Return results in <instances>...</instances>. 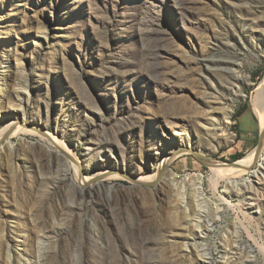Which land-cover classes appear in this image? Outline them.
<instances>
[{"label":"rangeland","instance_id":"374dc122","mask_svg":"<svg viewBox=\"0 0 264 264\" xmlns=\"http://www.w3.org/2000/svg\"><path fill=\"white\" fill-rule=\"evenodd\" d=\"M0 76V130L22 98L26 126L69 146L84 176L124 175L80 191L37 137H13L0 152V264H202L193 242L210 264H264L263 171L250 188L214 189L189 153L168 166L177 188L160 179L139 196L130 181L182 145L224 163L255 149L264 0H0ZM242 109L251 137L235 130Z\"/></svg>","mask_w":264,"mask_h":264},{"label":"bare ground","instance_id":"6f19581e","mask_svg":"<svg viewBox=\"0 0 264 264\" xmlns=\"http://www.w3.org/2000/svg\"><path fill=\"white\" fill-rule=\"evenodd\" d=\"M1 78L2 77L0 76V95L6 96L7 91H5V88L3 86L4 84L1 83ZM26 89L27 88L23 87V92L26 91ZM22 100L23 99L21 98L19 103L13 104V109H10L9 113H7L5 116V119H8L9 122L5 125L2 130H0V152H2L3 150H5L6 152H12L15 146L14 142L11 141L13 137H21V135H30L38 138L35 144L39 145L40 150H44L49 155L58 156L60 160L64 162V177H66L71 183H73L75 187H77L80 191H83L84 189L90 190L92 187H94V184L102 185V182L106 180H117L119 178L124 177V175H120L121 173L120 171H118V169H114L112 171L107 169L102 170L98 172L95 177L92 178L84 176L86 170L84 169V167L79 166V161L74 158L69 146L65 145L52 135L44 134L40 130V128H38L40 126L37 123H33V126L30 127L26 126L27 111L26 107L23 106V103L21 102ZM251 106L254 115L258 121V126L264 132V77L260 80V82L255 88V95L251 100ZM226 124H229L228 120H226ZM213 126H215V124ZM222 136L226 137L227 135L223 133ZM18 141L21 143L26 142L25 138H18ZM180 148L181 149H179L178 152H172L171 155L163 157V160H161V165L159 166L157 173L153 175L137 176L136 178L130 180L133 183L132 187L136 191L137 195H147L149 193L148 186L151 184H156V182H158L160 179L162 181H166L167 179L173 184L174 187H178L175 183L174 176L171 175L168 170V166L174 158L194 152V150H192V146H190L189 144L182 145ZM258 153V151L252 150L244 158L235 162L233 166H228L218 161H212L211 163H209V168L212 172V177L210 179L212 187L215 189L219 180H221L225 185V189L229 188V191H240V188L242 187L250 188L251 185L255 184V182L253 183V179L256 178V180H258V177L260 175H263L262 173L264 172V156L261 152L260 154ZM259 160L261 163H258ZM253 166L258 167V169L249 172L248 170L251 169V167ZM245 175H248V177L245 178ZM201 185L202 178L201 176H197L196 182L194 183V193L192 196V201H194L195 203L194 206L197 209L199 216L205 209V201ZM181 188L183 189V187ZM182 200L184 201L183 195ZM186 208L187 211H190V203L188 201L186 203ZM228 208H232L231 205H228ZM223 210H225V208H223ZM200 225L201 224L197 219V221L194 222V227L199 230V235L206 234V230H200V228H202ZM240 229L241 228H239V226L235 227V234H237L238 237L241 236ZM187 246L188 245H186V247ZM191 247L202 261V264H206L207 262H209L210 264V257L213 254V251L208 248L207 245L197 244L196 242H193L191 243ZM249 248L251 250L253 249L251 245H249ZM6 253L7 260L10 263L12 255L10 253L9 248Z\"/></svg>","mask_w":264,"mask_h":264},{"label":"water","instance_id":"95a60500","mask_svg":"<svg viewBox=\"0 0 264 264\" xmlns=\"http://www.w3.org/2000/svg\"><path fill=\"white\" fill-rule=\"evenodd\" d=\"M263 139H264V132L263 130H261L259 128V131H258V140H257V144H256V147L254 150L258 151L260 154V152L262 153V155L264 156V147H263ZM263 147V149H262ZM194 154V156L199 160V161H203V162H207L208 164L211 163L213 160L212 159H209V158H206L200 154H198V152H192ZM225 165H228V166H233L235 164V162H232V163H224V162H221ZM257 170L258 168H252V169H249L248 171L249 172H252L253 170Z\"/></svg>","mask_w":264,"mask_h":264},{"label":"crops","instance_id":"0c3cea01","mask_svg":"<svg viewBox=\"0 0 264 264\" xmlns=\"http://www.w3.org/2000/svg\"><path fill=\"white\" fill-rule=\"evenodd\" d=\"M245 116H249L250 117V119H251V121H252V128L249 130V131H247V132H242V131H240L239 130V124H240V120L243 118V117H245ZM236 124V126H235V130L237 131V132H239V134L241 135V136H244V137H251L253 134H255L256 132H257V130H258V127H257V124L255 123V121H253V117H252V112L251 111H249L248 109H242L241 111H240V113H239V116L237 117V120H236V122H235Z\"/></svg>","mask_w":264,"mask_h":264},{"label":"trees","instance_id":"16d2710c","mask_svg":"<svg viewBox=\"0 0 264 264\" xmlns=\"http://www.w3.org/2000/svg\"><path fill=\"white\" fill-rule=\"evenodd\" d=\"M239 116V112L237 113V116H236V118ZM241 158V156H237V158H236V160L237 159H240Z\"/></svg>","mask_w":264,"mask_h":264}]
</instances>
